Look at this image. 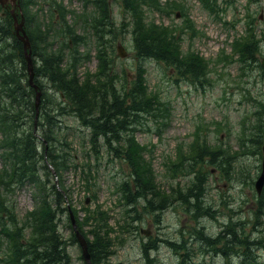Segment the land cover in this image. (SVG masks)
Listing matches in <instances>:
<instances>
[{"label": "trees", "instance_id": "obj_1", "mask_svg": "<svg viewBox=\"0 0 264 264\" xmlns=\"http://www.w3.org/2000/svg\"><path fill=\"white\" fill-rule=\"evenodd\" d=\"M33 1L20 0L26 19V30L32 42V54L39 57V64L35 65L36 82L43 89L36 132L35 91L28 83L22 43L13 33L14 19L12 14L10 11L3 14L5 9L0 5V17L3 19V24L0 26V134L3 136L0 139V149H3L0 152L3 163L0 169V242L2 243L4 239H7L6 246L10 251L8 255L0 256V261L1 264H6V261H8V264H72V258L67 251L68 242L59 230L61 215H66L68 226L72 230L71 239L77 242L70 220L69 207H72L78 227L89 241V250L93 262L94 264H100L114 253L111 247L118 237L117 235L112 237V233L128 231L129 227L132 229V220L129 221L124 218L123 222L119 220L117 222L118 226L114 227L110 224L111 216L109 212L102 210L101 205H97L94 209L91 208V205L82 206V211L85 212V215L82 216L80 210L74 207L70 201L69 206L65 203V195L56 184H48L51 172L44 163L45 156L55 166L62 188L63 172L70 167L82 169L85 183L89 179L95 178L92 171L93 167L86 157L83 156L85 159L83 162H75V155L71 153L70 143L65 138L66 134L62 135L60 130L59 117L68 114L77 117L83 125L92 130L91 139L93 142L102 134L107 139L121 141L126 145L131 170L136 171L135 182L132 188L129 186V196L123 188L121 190L118 187L117 192L120 193V204L124 205L125 203L129 206L137 200L138 196L153 193L156 186L152 166L145 160L143 149L139 146L138 141L131 136L126 142L125 136L129 131L130 119L139 111L154 114L157 111L156 103L159 104L160 110L164 105L154 95H150L148 87L142 84L143 69L141 61L146 60L148 56H158L161 49H174L176 51L172 55L175 56V61H178L177 57H179V62H191L186 65L190 67L186 71L188 74L192 72L195 74L196 70L203 71L206 74L209 63L204 59L191 61L187 56H183L178 37L162 24H158L154 20H147L148 15L144 5L151 7L150 11L156 10L162 14H170L175 10L183 11V4L178 1H173L170 8H166L159 0H122V5L130 20H124L119 27V31L114 34L115 21L108 0H84L85 11L78 16L79 20H83L82 27L84 32L87 33L83 35L78 34L76 29L68 23L66 13L69 10L62 2L57 0L44 1L50 5L52 16L55 9L59 10L61 20L57 21L53 17L52 23L48 24L46 29H42L41 22H38L35 26L36 16L29 8ZM99 1H101L100 4ZM199 1L202 7L212 13L218 14L224 10L217 0ZM90 3L93 4V10L89 13L86 8ZM98 5L101 12L97 10ZM56 29L58 33L55 32ZM90 29H93L96 35L97 42L95 46L98 51L97 55H99V69L95 75L86 74L85 79H80L78 76V66L82 59L80 47L83 44L90 46L87 42ZM129 30L136 44L139 74L134 82L130 81L129 84L127 83L129 81L127 76L120 79L116 73H113V77L110 81H107L103 76L108 75L110 63L113 62L112 60L115 57V50L108 49H112V41L119 34ZM256 35L255 33L251 41L241 46L238 55L241 61L256 58L261 53L260 40L256 39ZM262 35L264 37V31ZM6 38L11 39L14 48L19 50L18 59L21 58L22 61L20 71H14L17 69L15 66L14 70H10L7 66L10 57L5 52V45L2 44L3 39ZM86 56H88V53H86ZM185 57L188 60H182ZM256 59L255 65L262 67L261 60ZM34 60L36 63L37 60ZM159 61L166 63V58L162 57ZM253 67L249 68L248 71H251ZM23 78L27 80L26 83H22ZM93 79H95V82ZM192 79L202 80V78ZM118 83H121L123 90L124 88L129 89L124 96L122 95L121 100L133 102L134 107L126 110L125 103L118 99V92H115V102L112 104L106 100L105 96L100 94L101 86L115 88L116 91ZM48 87L52 88L56 94L50 93ZM259 108L261 112L257 123H254L253 126L261 127L259 138L263 141V103L260 104ZM113 110L120 113V117H116ZM46 142L49 145L48 149H46ZM238 143L242 146L240 139ZM57 144H60V146L57 147ZM222 151L221 147L214 146L210 148L204 145L202 151L195 150L194 153L199 160H203V156H206L210 158L208 160L212 165L218 166L220 164L216 160L223 161L226 156V154H221ZM39 160V165H42L46 170V180H43L38 174L40 169ZM228 176H231V174H228ZM27 183L30 185L35 184V198L39 199L41 197V200L38 206L27 212L22 226L19 217L15 214L14 209L7 204V201H12L16 191L15 186L19 185L21 188ZM202 184L203 178L198 175L193 182V186L198 188ZM120 185L124 186V181ZM64 190L68 191L66 186ZM92 197L96 198L94 192ZM172 197H175V195L172 194L167 197L163 203L172 202ZM156 199V197H152L151 201ZM181 201L187 202L189 199L182 198ZM135 219L137 218L133 220ZM25 228L30 230L28 237L24 233ZM230 228V247L232 248L238 245L242 237L237 224H230ZM90 235L93 236L92 239ZM242 264H246V262H242Z\"/></svg>", "mask_w": 264, "mask_h": 264}, {"label": "rangeland", "instance_id": "obj_2", "mask_svg": "<svg viewBox=\"0 0 264 264\" xmlns=\"http://www.w3.org/2000/svg\"><path fill=\"white\" fill-rule=\"evenodd\" d=\"M63 1L68 7L75 9L77 12H81L83 10V5L79 10L82 2L81 0ZM161 1L165 2L167 0ZM185 1L187 3L186 7L189 19L194 21L195 31L190 33L192 39L186 33L183 34L185 37L183 41V51H190L203 56L206 60H213L210 64V66H212V71L209 73L208 80L203 84H200V81L192 79L200 77L194 76L191 73H186V66L182 62H179V57H177L178 61H175V56L172 55L176 51L174 49H161L159 50L158 56H148L146 57L147 60L141 61V67L146 71L150 88L159 94L160 100L165 103L170 100L172 103L170 127L165 128L162 131V140L159 138V133L155 132V129L159 130L166 125L163 117L160 115L154 117L149 115L152 114L151 112L145 113L140 111L137 119L141 122V124L136 126V136L138 141L141 144H150L154 146L153 163L158 175L157 181L164 185L162 188L167 190V192H172L173 187L179 188V185L184 186L189 182V178L187 177L180 176L174 178L167 173L165 162L168 157L176 156L178 145L182 142L185 143V145L188 144L192 141L193 137L196 141L201 140L204 138L205 130L208 126L207 137L210 142L215 143L217 138H221L224 147L228 148L229 146H232L233 149H239L240 147L237 142V137L239 135L238 129L240 128V121L246 109V106L242 104V100L245 98L243 97V87L247 86L249 89L248 96H257L264 92V82L261 80L260 73L256 68V65H254L251 69L249 75L245 77V75L242 74V70L240 69V65L238 63L225 66L223 59H221V56L224 55V53L221 52L222 48H226V50L230 52L231 46H228L229 41L235 36L245 33V22L248 19V15L251 16V19H254L253 24L257 27L258 32H261L264 29L262 19L257 18L260 15H263L262 17H264V0H254L249 9L245 7L246 4L249 3V0H233L231 9H229V6H226L228 10L223 15L222 20H218L217 16L209 14L207 11L202 9L199 1ZM219 2L225 5L227 0H219ZM100 3L101 1H99V4ZM121 8L122 5L119 6L118 3H115V15L119 21L122 20V15L120 14ZM10 9L11 8H9V10ZM35 10L36 8L33 7V11ZM97 10L101 12L99 5ZM16 12L19 14V19H21L20 15L22 11L19 6L16 7ZM155 16L157 17L158 22H164L165 24L182 25L185 21L182 15H180V17H177L175 14L171 16L166 15L164 17H159V15L156 14ZM236 19L240 20L236 22ZM225 22H227V24H225ZM233 23L235 26H233ZM2 24L3 19L0 17V26H2ZM119 27L120 26H117L114 22V34L119 31ZM119 42L125 45L129 53L127 58H122L117 54V45ZM260 46L261 53L258 54L256 58L261 60L264 56V40L261 42ZM134 47H136V44L131 33L124 32L114 39V50L116 56L113 59L114 63L112 62L113 72L116 71V73L121 77L126 75L128 78H133V76L138 73L136 64L138 58L136 57V50ZM9 50L10 54L8 56L10 57V60L7 64L8 68L10 70H14L15 63L17 69L14 71H20L22 65H18L19 50L14 48L12 44ZM93 51L96 52L95 50ZM162 57L166 58L165 65L158 61L150 60L151 58L159 60ZM33 58L37 60L35 65H38L39 57L33 56ZM182 60H188V58L185 57ZM96 65L97 59H91L90 66H92L93 70ZM90 66L87 65L86 70H90ZM204 76L202 78H204ZM188 80L194 82L195 84ZM26 81L27 80L25 78L22 79V83H26ZM116 88L117 89L115 91V88L112 89L101 86V90L99 92L102 96H105L106 100L111 104L115 102V92H118V99L119 101L125 103L126 110L134 107L133 102L121 100L128 92L122 89L121 83L117 84ZM47 89L50 93L56 94L54 90L50 88ZM42 98L43 96L41 95L40 99ZM248 98L244 99L245 105L249 103L251 108H253L254 103L249 101ZM41 102L39 103L38 108H40ZM155 106L159 112V104L156 103ZM35 109L37 110L36 102ZM113 111L115 112L116 117H120V113H117L116 110ZM130 120H132V117ZM213 121H216V124H221L223 126L220 127ZM144 126L151 127L152 131L142 129ZM62 127L63 132L69 133L68 140L71 142V146L74 149L73 153L76 154V159L81 161L83 157L84 145H88V142H83V139L85 138L86 141L88 140L90 136V129L82 125V123H80L73 115H66L64 117ZM195 129L197 130L193 134ZM247 133L249 132L247 131ZM98 143L100 145L101 152L97 156L98 163L94 170L95 178L89 179V181L84 184V181L81 178L82 169L70 167L63 172V181L65 186L68 188L69 195L73 200V205L75 204L78 208H80L83 201L90 198L89 204H91L92 208H95L97 205H101L102 210H111L110 215L112 218L110 224L117 226V221L123 220L125 217L124 208L119 204L120 193L117 192V187L124 181V186H120L126 191L125 193L127 196H129V186L131 188L133 187L132 181L134 176H136V171L129 170L128 164L121 158L125 152L122 151L118 143H112L111 141L103 139H100ZM59 146L60 144H57V147ZM106 146L116 147L118 149L116 152L117 156L114 153L115 151L108 150ZM187 151L188 149L184 150L179 148L178 153H186ZM253 162L254 159H251L248 161V164H253ZM39 163L40 160L38 165ZM234 164L235 163L232 162V165ZM237 165L239 166V160ZM215 169L217 168L214 167L213 174ZM38 174L43 180H46L45 169H40ZM236 178H239V176L237 175ZM127 180L129 181L127 182ZM211 180L214 181L215 177H211V175H209V186H211ZM50 185H52V183H50ZM35 187V184L33 187L27 185L18 190L15 203L16 206H18V212L21 215L33 208L34 201L37 200L40 202L41 197H39V199L35 198ZM207 190L209 200H214V202L217 203L218 197L215 196L216 193L210 190L209 187ZM93 192L96 194V198L94 199L91 197V193ZM230 194L235 198V200H233L234 207L242 204L240 198L241 192H238L236 188H231ZM2 196L5 197L4 194H2ZM65 203L68 204L67 201ZM138 204L139 200H135L134 203L131 204L130 219H143L144 214L140 211V209H137ZM81 214L84 216V213ZM145 221H139L138 228H147ZM166 222L173 224L175 220L170 217ZM59 229L64 238L68 240L67 250L72 257V264H86L82 257L80 244L78 242L70 241L72 230L68 226L66 215L62 216ZM135 231L136 230H129L121 232L119 236H121L122 239H116L112 247V250H114L115 253L108 259H105L101 264H133L132 260L137 249L132 237ZM24 233L26 237H28L30 234L29 228H25ZM199 237L201 238V236ZM90 238L92 239L93 236L90 235ZM216 261H218L217 258L214 259V262Z\"/></svg>", "mask_w": 264, "mask_h": 264}, {"label": "flooded vegetation", "instance_id": "obj_3", "mask_svg": "<svg viewBox=\"0 0 264 264\" xmlns=\"http://www.w3.org/2000/svg\"><path fill=\"white\" fill-rule=\"evenodd\" d=\"M260 172L261 169L256 178ZM220 174L224 175V172ZM254 183L255 180L246 186L247 194L242 204L247 207L240 211L236 207L214 204L204 198L201 206L191 202L158 212L163 216L172 210L171 213L178 220V225L172 228L164 216L156 219L151 215L146 219L147 236H143L140 229L137 237L143 264H215V258H224L225 261L218 264H241L246 262L245 253L254 258V264H258V258L264 255V189L258 193ZM237 214L238 218L235 217ZM228 222L241 224L247 237V242L242 249L239 248L238 253L226 248L228 235L225 227ZM183 237L187 238L186 242ZM219 242L223 244L222 249H215L214 243ZM226 256H234V260L230 262Z\"/></svg>", "mask_w": 264, "mask_h": 264}, {"label": "water", "instance_id": "obj_4", "mask_svg": "<svg viewBox=\"0 0 264 264\" xmlns=\"http://www.w3.org/2000/svg\"><path fill=\"white\" fill-rule=\"evenodd\" d=\"M2 2V4H5L8 0H0ZM18 0H12V2L14 4H16ZM15 22H16V33L19 37L20 40L23 41L24 43V50H25V53H26V57H27V60H28V69H29V72H30V83L35 87V89L37 90V102H36V107H37V110H38V107H39V103L41 101V95H42V91L38 89V86L34 84V67H33V61H32V58H31V51L29 52L28 50L30 49L31 47V42H30V39L29 37L27 36V33L24 29V21H21L20 23H18V19L17 17H15ZM119 51H120V54L122 56H126L127 55V52L125 51L124 47L123 46H119L118 47ZM37 115H38V112H37ZM264 173L261 175V177L258 179L257 181V187L259 190H261L264 186ZM72 222H73V226L76 230V235H77V238L82 246V249H83V255L85 257V259L87 260L88 264H93L92 262V257H91V253L89 251V245H88V242L86 240V238L84 237V235L78 230V227H77V223H76V220L72 214Z\"/></svg>", "mask_w": 264, "mask_h": 264}, {"label": "bare ground", "instance_id": "obj_5", "mask_svg": "<svg viewBox=\"0 0 264 264\" xmlns=\"http://www.w3.org/2000/svg\"><path fill=\"white\" fill-rule=\"evenodd\" d=\"M181 4V3H180ZM179 5V4H178ZM178 5H177V8L179 9V7H178ZM176 7V6H175ZM181 9V8H180ZM87 24V23H86ZM90 26V25H89ZM63 27V26H62ZM62 27H60L61 29H62ZM31 28V27H30ZM87 28H88V26H87ZM90 28H92V27H90ZM57 30V29H56ZM55 32H57L58 33V30L57 31H55ZM60 32V31H59ZM48 33V32H47ZM86 33V32H85ZM89 33V32H88ZM49 34V33H48ZM65 34V33H64ZM66 34H68V32H66ZM87 34V33H86ZM60 35V34H59ZM58 35V36H59ZM72 35V34H71ZM48 36H50V35H48ZM52 36V35H51ZM50 36V37H51ZM62 36H64V35H62ZM56 37V36H55ZM68 37V35L66 36V38ZM72 37V36H71ZM59 38V37H58ZM84 38V37H83ZM65 40V39H64ZM73 42V41H72ZM59 43V42H58ZM74 43V42H73ZM109 54H111V53H109ZM108 54V55H109ZM115 55V54H114ZM98 57H99V55H98ZM35 61V60H34ZM113 61V60H112ZM16 64L14 63V66H15ZM18 65H22V61H21V58L20 59H18ZM37 66V65H36ZM16 67V66H15ZM17 68V67H16ZM116 143H117V141H116ZM115 143V144H116ZM105 148V147H104ZM106 148L108 149V150H110V151H112V148L110 147V146H106ZM127 181H129V180H127ZM133 183L135 182V180L133 179V181H132ZM72 227H73V229H75L74 228V226L72 225Z\"/></svg>", "mask_w": 264, "mask_h": 264}]
</instances>
